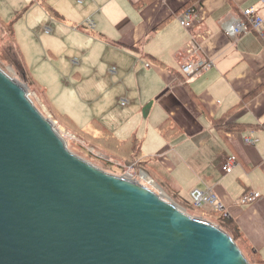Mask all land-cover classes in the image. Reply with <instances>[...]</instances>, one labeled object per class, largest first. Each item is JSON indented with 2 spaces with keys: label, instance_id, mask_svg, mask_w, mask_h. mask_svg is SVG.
Wrapping results in <instances>:
<instances>
[{
  "label": "crops",
  "instance_id": "1",
  "mask_svg": "<svg viewBox=\"0 0 264 264\" xmlns=\"http://www.w3.org/2000/svg\"><path fill=\"white\" fill-rule=\"evenodd\" d=\"M192 3L200 18L187 29L177 17ZM249 6L264 17L262 0H32L13 21L0 18L13 23L30 80L56 117L94 136L100 121L120 140L137 138L139 162L185 206L192 189L212 188L239 241L264 259V40L224 31ZM191 54L214 65L184 76ZM218 119L236 127L221 131ZM251 191L261 198L243 204Z\"/></svg>",
  "mask_w": 264,
  "mask_h": 264
},
{
  "label": "water",
  "instance_id": "2",
  "mask_svg": "<svg viewBox=\"0 0 264 264\" xmlns=\"http://www.w3.org/2000/svg\"><path fill=\"white\" fill-rule=\"evenodd\" d=\"M0 264H251L229 232L74 153L0 67Z\"/></svg>",
  "mask_w": 264,
  "mask_h": 264
},
{
  "label": "rangeland",
  "instance_id": "3",
  "mask_svg": "<svg viewBox=\"0 0 264 264\" xmlns=\"http://www.w3.org/2000/svg\"><path fill=\"white\" fill-rule=\"evenodd\" d=\"M31 2L32 0H0V15L6 21H13L16 15L21 14L25 6ZM19 19L22 20L21 17ZM16 48L17 47L9 27L5 26L0 19V67L26 87L28 95L34 104L46 117L52 120L55 128L63 136L66 144L74 153L108 173L135 179L140 183L149 186L158 192L162 197L175 203L178 207L191 215L199 216L219 224L215 219L205 217V215L196 210V208H193L191 203L190 206H185L167 190H164L163 186L151 179V177L154 176L150 175V171L145 167V163L139 162L140 159L138 156L133 155L131 151L127 152L126 149L123 152H112L106 150L104 147L109 146V144L102 145L101 142L94 141L93 137L78 132L75 126L71 125L69 121L56 117L50 109L48 103L45 102V96L42 91L31 82L24 62L21 59L22 57ZM65 85L67 87L70 86L67 83H65ZM188 194L189 193H187L185 198H188ZM237 243L238 245L241 244L242 247L240 245L239 246L243 249V252L247 256L250 263L258 264L254 261V257L249 248L242 241Z\"/></svg>",
  "mask_w": 264,
  "mask_h": 264
},
{
  "label": "built area",
  "instance_id": "4",
  "mask_svg": "<svg viewBox=\"0 0 264 264\" xmlns=\"http://www.w3.org/2000/svg\"><path fill=\"white\" fill-rule=\"evenodd\" d=\"M82 0H80L81 2ZM264 2V0H262ZM178 20L181 26L190 29L199 20V12L195 4L188 6L181 13L178 14ZM224 31L229 36H236L240 34H247L255 32L264 40V17L257 11L254 6H249L243 9L241 15L233 17L226 23ZM46 32H50L49 28ZM214 62L211 59H206L200 56L191 54L187 59L181 63V71L186 76L200 74L203 71L211 68ZM127 100H121V104L125 105ZM258 139L246 138V142L254 143ZM238 159L236 156H229L222 164V169L229 173L234 168ZM191 204L194 208L199 210H210L219 212L223 217H229L225 210L224 203L219 199L218 195L212 188L200 189L194 188L190 192ZM261 198V194L257 191H251L245 194L241 201L243 204H251Z\"/></svg>",
  "mask_w": 264,
  "mask_h": 264
},
{
  "label": "trees",
  "instance_id": "5",
  "mask_svg": "<svg viewBox=\"0 0 264 264\" xmlns=\"http://www.w3.org/2000/svg\"><path fill=\"white\" fill-rule=\"evenodd\" d=\"M192 4H188V6H191ZM0 19L4 23L5 26L9 27V30H10L13 38H14V42H15V45L17 47L16 49H18V51H19V53H20V55L22 57V54L20 52L17 40L15 38L13 23L6 22L2 18H0ZM147 58H148V63H150V65H152V64L162 65V63H159L158 60L152 55H148ZM180 72H181L182 75H184L182 73V71H180ZM184 76H186V75H184ZM182 81L185 82V78L183 76H182ZM99 122H98V124H100V127H101L100 130L102 132L99 136L91 135L90 133L85 132L84 130H82L80 128L78 129L77 126H76L77 127L76 130L78 132H80V133H84V134H87V135L93 137L94 141H99V142L102 143V145H108L109 144V146L104 147L106 150H109V151H112V152H123L126 149L127 152L131 151L133 153V155L138 156V152H137L138 146H136V145L139 144V141H138L137 138H135L134 136H131V137L127 138V139L120 140L102 122H100V123ZM224 122H225L224 119L215 120L216 128H218L221 131H226L228 129L229 130L233 129V127L235 126L234 124L233 125H228V124H226ZM169 123H170V120H167L164 124H162V127H161L162 131L166 130V128L168 127ZM196 210H198L201 213L204 212L205 213L204 215L207 218L215 219L220 224V226H222V228L226 229L237 242L239 241V233H238V230L235 228L233 219H231L230 217H223L219 212H215V211L199 210V209H196ZM253 257H254V261L256 263L264 264V259L261 256L256 254V255H253Z\"/></svg>",
  "mask_w": 264,
  "mask_h": 264
}]
</instances>
